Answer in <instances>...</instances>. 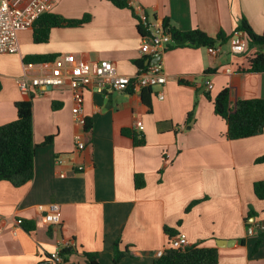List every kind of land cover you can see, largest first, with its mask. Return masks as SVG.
<instances>
[{"label":"crops","instance_id":"0c3cea01","mask_svg":"<svg viewBox=\"0 0 264 264\" xmlns=\"http://www.w3.org/2000/svg\"><path fill=\"white\" fill-rule=\"evenodd\" d=\"M126 1L134 12L110 0H52V13L90 20L53 28L45 43L34 42L33 28L22 30L20 51L0 55V126L17 119V102L32 99L36 145L33 180L19 187L0 182V264H44L51 252L64 249L72 251L65 264H86L85 252L113 264L118 240L128 251L120 264H154L171 238L166 228L186 234L190 245L218 248V264H264V200L254 192L264 180V163L256 162L264 155V133L230 140L214 108L226 88L233 111L241 100L264 99V72L245 71L249 56L262 48L250 47L244 32L245 51L234 53L231 45L243 19L256 34L264 32V0ZM165 18L181 32L200 29L228 40L217 45V54L174 42L161 58L164 87L85 89L83 116L91 132L76 122L68 85L22 95L17 79L32 55L50 59L39 62L47 72L57 57L74 54L88 70L109 60L120 74H138L143 69L136 61L146 68L154 61L140 55L138 24H163ZM126 130L142 134L145 143L135 145ZM76 139L92 143V156L77 149ZM136 176L143 187H136ZM51 203L61 207L56 226L41 221L39 205ZM217 239L235 243L218 247Z\"/></svg>","mask_w":264,"mask_h":264},{"label":"trees","instance_id":"16d2710c","mask_svg":"<svg viewBox=\"0 0 264 264\" xmlns=\"http://www.w3.org/2000/svg\"><path fill=\"white\" fill-rule=\"evenodd\" d=\"M119 8L134 9L126 0H110ZM90 20L86 15L82 19L69 20L55 13L48 12L40 16L33 25V40L35 43H45L49 41L50 32L53 28L78 27ZM164 28L172 35L175 43L187 40L190 46L194 47H216L219 44L226 43L228 38L223 33L218 34L216 38L209 36L200 29L189 32H181L170 24V19L165 18L163 21ZM138 29L142 36L147 34V30L140 21ZM236 31L245 33L247 43L250 47L258 46L262 51L256 52L249 56V67L247 72L263 73L264 72V32L256 34L246 19H243ZM175 47L179 45H174ZM50 61L48 57L42 55H32L25 57L24 62L39 63ZM141 69H145L143 60L136 61ZM2 82L0 79V92ZM215 113L222 117L228 126L227 137L230 140L250 138L264 133V99H247L241 100L237 104V109L233 111L230 106V91L228 88L221 91L214 100ZM17 119L11 123L0 126V182L7 181L19 187L33 180L35 175V151L34 129H33V100H23L16 103ZM84 130L92 131V123L88 118L85 119ZM124 134L134 140V144L139 146L145 143L142 134L135 131L126 130ZM48 142L50 139L47 140ZM86 150L92 156V143L86 142ZM257 163H264V155L256 160ZM84 169V167H83ZM142 177L136 176V187L144 186ZM254 192L258 199L264 200V180L255 183ZM194 202L190 208L196 204ZM23 224H25L23 222ZM28 231L33 227H28ZM170 236H175L174 232L166 228ZM264 237V231L259 235ZM259 239L256 248L260 245ZM120 240L115 244L113 255V264H120L127 256L128 251L120 250ZM72 253L70 249L62 250V254L67 257ZM86 264H101L97 253H84ZM219 250L216 247H202L190 245L185 249H166L162 256L157 257L154 264H218Z\"/></svg>","mask_w":264,"mask_h":264},{"label":"built area","instance_id":"2783aa9c","mask_svg":"<svg viewBox=\"0 0 264 264\" xmlns=\"http://www.w3.org/2000/svg\"><path fill=\"white\" fill-rule=\"evenodd\" d=\"M52 8V0H0V55L18 53L20 51L18 33L33 28L40 16L51 12ZM143 25L147 34L142 38L140 55L150 60L158 58L160 60L153 61L138 74L134 76L120 74L115 64L109 60H103L94 69L88 70L78 62L74 54H63L50 63L49 72L43 63H25L24 72L17 79L22 95L31 97L40 89L68 85L74 101L73 113L76 122L84 126L85 89L95 88L99 92L107 89L123 92L129 88L143 90L164 87L168 78L161 58L164 52L174 45V40L163 24L144 21ZM242 34V31H236L231 38L232 52L234 53H243L246 49V41ZM208 51L217 54L220 48L218 46L208 47ZM33 70H39L38 74H32ZM212 87L213 84L208 83V88ZM159 98L164 99V96L159 95ZM137 129L142 130L143 126L138 125ZM76 147L79 151H84L86 143L81 139H76ZM168 158L169 155H166V159ZM39 210L43 214L41 221L44 224L48 226L60 224L61 207L59 204L39 205ZM23 222L22 219L17 220L18 225H23ZM248 233L249 235L254 234L253 227L249 228ZM188 246L190 244L186 234L171 236L166 248L160 250L156 257L162 256L166 249H185ZM65 261L62 250H55L48 255L44 264H65Z\"/></svg>","mask_w":264,"mask_h":264},{"label":"water","instance_id":"95a60500","mask_svg":"<svg viewBox=\"0 0 264 264\" xmlns=\"http://www.w3.org/2000/svg\"><path fill=\"white\" fill-rule=\"evenodd\" d=\"M187 42H188L187 40H184V41L178 42L177 44L178 45H183V44H185ZM159 60H160V58L155 59L154 62H157ZM216 243H217L218 247H225V246H232L235 242H234V240H228L227 241V240L217 239Z\"/></svg>","mask_w":264,"mask_h":264}]
</instances>
